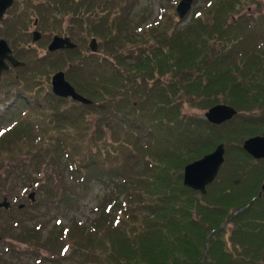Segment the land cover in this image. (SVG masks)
Segmentation results:
<instances>
[{
    "label": "trees",
    "instance_id": "obj_1",
    "mask_svg": "<svg viewBox=\"0 0 264 264\" xmlns=\"http://www.w3.org/2000/svg\"><path fill=\"white\" fill-rule=\"evenodd\" d=\"M177 1L144 25L137 0L15 1L20 25L36 18L46 36L66 34L76 47L33 58L21 38L25 66L0 77V122L18 113L1 123L0 170L40 193L51 194L41 171L108 188L92 218L55 226L46 245L33 220L12 221L36 264L47 244L68 255L57 264H264V160L241 146L264 128V14L241 12L260 0H206L186 21ZM59 70L91 103L52 93ZM217 104L236 115L215 125L188 113ZM220 143L225 163L206 193L185 186L184 166ZM7 253L0 264H26L28 253Z\"/></svg>",
    "mask_w": 264,
    "mask_h": 264
},
{
    "label": "rangeland",
    "instance_id": "obj_2",
    "mask_svg": "<svg viewBox=\"0 0 264 264\" xmlns=\"http://www.w3.org/2000/svg\"><path fill=\"white\" fill-rule=\"evenodd\" d=\"M40 1L41 0H33V3ZM166 1H168V4H173L174 0ZM163 2H165V0H137V3L134 7L135 9L132 12L133 17L136 18L139 13H143V15L145 13L148 17L146 21L141 22V25L149 23L150 21H153L157 18L160 4ZM205 2L206 0H194L190 12L187 14L185 19L183 18L184 21L189 19L194 8L204 6ZM241 12L248 14L253 13L257 15L264 14V0L257 1L254 4L246 5ZM176 17L178 20H182L178 18L177 14ZM33 21L32 23L26 24V26L22 28L31 29ZM63 26L66 30L68 28V22L65 21ZM40 32L42 37L36 42H32L30 37L25 39L23 38V35L21 36L23 39L22 44L25 46L27 44L31 45L33 58L46 56L48 54L47 44L49 43L52 35L46 36V34L41 30ZM89 40L90 38L87 39V45ZM7 103L9 104L10 100H8ZM4 109V106H0V113L5 111ZM205 111L206 110H198L196 108L190 107L188 113L191 115L204 117ZM17 114V111H13L10 113V115H6L3 118L4 121L0 122V128L14 121L17 118ZM1 123H5V125ZM224 146L226 149L225 144ZM24 161H28V159L24 158ZM8 165L9 163L7 161L5 163L4 169H6ZM6 172L7 171L3 169L0 170V202L6 197L11 205L10 209H1L0 211V253L8 254L7 251L9 250V247L13 246L21 252L20 254L28 253L23 256V259L25 260L24 262H26V264L36 263L32 257V251L28 244H24L19 241V237L16 234L19 231V228L12 227L13 220H18L20 223H22V221H26V219H31L33 220V223H37L41 228L39 231V241L46 245V238L50 235L55 226H58L59 224L69 225L72 220H74V218L84 222L92 218L94 215V206L103 193L107 192L108 190L107 186H105L100 181L93 180L87 186H83L71 181L67 174H64V171L61 172L60 176L57 178L58 180L49 178L50 176L48 173L44 174V172L41 171V173L35 175V178L36 180L38 179V184L39 182L46 184V186L51 190V194L44 192L40 193L37 186L35 185V181L34 185L28 186L29 180H21L19 178L17 179V177L16 179L13 177L6 179ZM30 191L34 192L35 201H30L27 197ZM67 199L68 201H66ZM47 245L48 249L46 247H39L38 249L39 254L44 259L42 264H57V260L62 262V260L69 258L67 255L66 258L62 259L58 256L59 253L57 252V247L51 246V244ZM50 250L51 257L48 259L47 256ZM66 262L67 264L75 263L74 259L72 262H70V260H67Z\"/></svg>",
    "mask_w": 264,
    "mask_h": 264
},
{
    "label": "water",
    "instance_id": "obj_3",
    "mask_svg": "<svg viewBox=\"0 0 264 264\" xmlns=\"http://www.w3.org/2000/svg\"><path fill=\"white\" fill-rule=\"evenodd\" d=\"M12 2L13 0H0V17L5 12V10L11 6ZM193 2L194 0L178 1L175 7V12L179 19H183L187 16L192 8ZM40 37V32H34V41L39 40ZM75 46L76 45L69 37L54 36L48 45V50L55 51L61 48L73 49ZM88 47L92 52L97 51L98 44L96 38H91ZM7 62L11 63L13 67L24 66L23 62L18 61L11 55V49L8 47L6 41L0 39V76L2 71L8 70L9 66ZM51 89L53 94L58 97L71 98L72 100L83 104L91 103V100L79 94L66 80L63 71H58L52 75ZM235 114L236 110L233 107L225 104H217L205 112L204 118L211 124L218 125L230 120ZM243 149L254 158H264V132L262 135L246 139L243 143ZM224 152V145L219 144L212 152L186 164L183 169V184L189 188L200 191L202 194H205L206 186L212 183L224 162ZM263 189L264 184L262 185L260 191ZM28 198L31 201H34V192H30L28 194ZM9 208L10 202L7 200V198H4L0 202V211L1 209Z\"/></svg>",
    "mask_w": 264,
    "mask_h": 264
},
{
    "label": "flooded vegetation",
    "instance_id": "obj_4",
    "mask_svg": "<svg viewBox=\"0 0 264 264\" xmlns=\"http://www.w3.org/2000/svg\"><path fill=\"white\" fill-rule=\"evenodd\" d=\"M15 1L16 0H13L11 6L8 7L5 10V12L2 14V16L0 17V39H3V40L6 41L8 47H10V49H11V55L14 58L17 59V58H19L18 57V53H17V51H18L17 50V47H19V45L21 43V36L23 35V38H25V39L28 38V37H30V40L32 42H36V41L33 40V38H34V32L40 31V30H38L36 28V25L37 24H35L34 21H33L32 28L31 29L22 28V27H25L26 24L20 25L19 18H18V16L16 14H14L13 16H11V14L13 13V11L15 9V7H14ZM16 19H17L18 22H15ZM54 36H58V37H69V36H66V35H59V34L52 35L49 43L47 44V51L48 52H55V51H59V50H66V48H61V49H58V50H55V51H49L48 50V45L50 44V42L52 41V38ZM41 37H42V34H41ZM26 46L28 48H31V45L30 44L29 45L27 44ZM17 60L20 61L19 59H17ZM20 62H23V61H20ZM23 63H25V62H23ZM7 64L9 66L8 67V70L10 69V67H13L11 65V63H9V62H7ZM8 70H4V71H8ZM4 71H2V73ZM2 73H1V75H2ZM256 160L263 161L264 158H259V159H256Z\"/></svg>",
    "mask_w": 264,
    "mask_h": 264
}]
</instances>
